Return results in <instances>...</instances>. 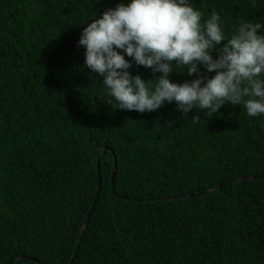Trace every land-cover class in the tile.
Instances as JSON below:
<instances>
[{"label": "trees", "instance_id": "trees-1", "mask_svg": "<svg viewBox=\"0 0 264 264\" xmlns=\"http://www.w3.org/2000/svg\"><path fill=\"white\" fill-rule=\"evenodd\" d=\"M14 255L264 264V0H0Z\"/></svg>", "mask_w": 264, "mask_h": 264}, {"label": "water", "instance_id": "water-1", "mask_svg": "<svg viewBox=\"0 0 264 264\" xmlns=\"http://www.w3.org/2000/svg\"><path fill=\"white\" fill-rule=\"evenodd\" d=\"M107 149H110V148H105L104 150H107ZM114 152V151H113ZM99 162H100V156H99ZM116 170H117V158L115 156V164H114V169H113V178H112V186H113V189H115V176H116ZM100 172H101V169L99 168V182H98V189H97V194H96V198H95V202L94 204L92 205V208L90 209L84 223H83V226H82V229H81V234L79 236V240H78V244H77V249H76V252L74 254V257L72 259V261L76 258L77 254H78V251H79V247H80V242H81V239H82V234L85 230V228L88 226L91 218H92V215H93V212H94V209H95V204L99 198V194H100V191H101V186H102V178H101V175H100ZM246 178H249V177H243V178H238V179H235L233 180V182H240ZM225 185L227 184H222V185H219L218 187H216L215 189H212V190H207L205 191L204 193H209L211 191H214V190H218V189H221L223 188ZM194 196V194H191L187 197H192ZM181 198H185L184 196L181 197ZM20 258H29V259H34V258H30V257H26L24 255H14L12 256V258L10 259V263L11 264L15 259H20Z\"/></svg>", "mask_w": 264, "mask_h": 264}]
</instances>
